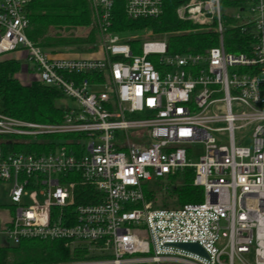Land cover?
I'll return each mask as SVG.
<instances>
[{
    "label": "built area",
    "instance_id": "built-area-1",
    "mask_svg": "<svg viewBox=\"0 0 264 264\" xmlns=\"http://www.w3.org/2000/svg\"><path fill=\"white\" fill-rule=\"evenodd\" d=\"M30 1L0 0V61L12 56L21 85L77 107L57 124L0 114V184L10 185L0 248L61 243L67 259L43 264H264V0H180L178 19L216 37L196 53L160 40L133 53L110 35L115 5L135 21L162 15L166 0H87L103 38L79 56L28 39ZM21 143L53 149L15 151ZM185 173L201 202H146L156 188L175 194ZM36 197L40 206L23 201Z\"/></svg>",
    "mask_w": 264,
    "mask_h": 264
},
{
    "label": "trees",
    "instance_id": "trees-1",
    "mask_svg": "<svg viewBox=\"0 0 264 264\" xmlns=\"http://www.w3.org/2000/svg\"><path fill=\"white\" fill-rule=\"evenodd\" d=\"M180 0H166L162 15L154 19L129 20L122 5H115L113 11V30L122 37L142 31H152L163 35L169 53L201 52L216 46V37L212 32L197 30L189 22L178 19L176 9ZM29 26L26 31L28 39L34 44L49 50L74 45H91L95 42L92 33L87 38L49 36L53 30L70 31L91 24V14L87 0H31L27 6ZM132 52L137 51V42L125 41ZM227 49L230 48L226 45ZM229 50V49H228ZM231 51V50H230ZM152 60V59H151ZM154 61V60H152ZM19 71V63L12 59L0 61V114L24 121L57 124L61 121L63 109L57 101L64 98L63 94L51 87L39 83L21 85L15 78ZM20 151L48 152L53 146L34 147L19 144ZM187 174V176H186ZM183 185L176 189L175 194L180 205L199 203L203 199V190L193 186L191 173H185ZM77 203L93 196L87 186L75 189ZM67 257L59 242L25 241L17 250L0 248V264H43L64 261Z\"/></svg>",
    "mask_w": 264,
    "mask_h": 264
},
{
    "label": "rangeland",
    "instance_id": "rangeland-1",
    "mask_svg": "<svg viewBox=\"0 0 264 264\" xmlns=\"http://www.w3.org/2000/svg\"><path fill=\"white\" fill-rule=\"evenodd\" d=\"M222 1H223V5H225L228 0H222ZM227 11L229 14H232L235 12L233 10L231 11V9H229ZM90 33H92L95 37L94 44L65 46L62 48H54V49H49V50L56 51V52L60 51L63 53V55H67V56H74V55L79 56V55H83V54L92 53L95 50L94 45L99 40H101L103 38V36H101V34L98 33L97 28H95L93 26L92 21H91L90 26H88L86 28L80 27V28H76V29L70 30V31H65V30L57 31V30L52 29L48 35L51 37H56V35L59 34L61 37L87 38L90 35ZM110 35L111 36L117 35L119 37V40L121 42H124V43H125V41H135V42H137V45L135 44V46H138L139 44H141L142 42L147 41V40L165 41V39L163 38V35L155 34L152 31H142V32H139V33L134 34V35L122 37L120 35V33L116 32L112 29ZM19 56L23 57L21 54H19ZM5 59L6 58L4 57L3 60H5ZM57 106L60 108L74 109L77 107V103L71 99L62 98V99L57 101ZM60 143H62V142L60 141ZM195 149H196L195 153L199 152V150H200L199 147H195ZM14 150L20 151V149H16V148H14ZM198 157H199V155L193 156L191 159L192 162H197ZM9 187H10L9 184H0V206L10 205V201H9L8 196H7V192L9 190ZM23 201L27 205H32V203L37 204V206L41 205L39 197L34 198L32 200V202H28L26 200H23ZM146 202L149 203L151 205V207H176V206L180 205L179 201L176 200L175 194H172L171 192L164 193L159 188L154 189L153 193L151 195L147 196ZM18 248H20V246ZM18 248H15V250H17ZM8 250H14V248L12 246H10Z\"/></svg>",
    "mask_w": 264,
    "mask_h": 264
},
{
    "label": "water",
    "instance_id": "water-1",
    "mask_svg": "<svg viewBox=\"0 0 264 264\" xmlns=\"http://www.w3.org/2000/svg\"><path fill=\"white\" fill-rule=\"evenodd\" d=\"M178 248L183 249L185 251H189L192 253H197L199 255L205 256L204 251L196 244H178Z\"/></svg>",
    "mask_w": 264,
    "mask_h": 264
},
{
    "label": "crops",
    "instance_id": "crops-1",
    "mask_svg": "<svg viewBox=\"0 0 264 264\" xmlns=\"http://www.w3.org/2000/svg\"><path fill=\"white\" fill-rule=\"evenodd\" d=\"M62 55H63V53H62ZM75 56V55H74ZM6 58V60L7 59H12V56H7V57H5Z\"/></svg>",
    "mask_w": 264,
    "mask_h": 264
}]
</instances>
